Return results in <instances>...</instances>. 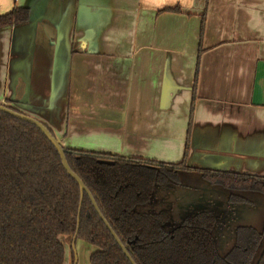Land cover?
Returning a JSON list of instances; mask_svg holds the SVG:
<instances>
[{
	"label": "crops",
	"instance_id": "crops-1",
	"mask_svg": "<svg viewBox=\"0 0 264 264\" xmlns=\"http://www.w3.org/2000/svg\"><path fill=\"white\" fill-rule=\"evenodd\" d=\"M14 8L30 20L0 28V105L127 159L178 163L190 130L189 167L264 176V0H0ZM179 176L137 210L166 212L167 231L212 212L222 257L239 227L264 229L263 194ZM61 242L65 264H90L94 247Z\"/></svg>",
	"mask_w": 264,
	"mask_h": 264
},
{
	"label": "trees",
	"instance_id": "trees-1",
	"mask_svg": "<svg viewBox=\"0 0 264 264\" xmlns=\"http://www.w3.org/2000/svg\"><path fill=\"white\" fill-rule=\"evenodd\" d=\"M29 20V9L14 8L0 16V28ZM194 98L193 94V103ZM189 134L178 163L63 148L69 167L88 188L135 264H252L264 229L239 227L232 250L222 257L212 234L216 225L212 212L197 213L167 231L166 212L137 210L151 201L156 186L179 185L181 172L199 173L212 186L228 191L264 195V176L189 167ZM229 202L246 200L231 195ZM78 228L77 240L95 249L90 264H131L89 197L82 199L78 184L42 132L0 112V264H65L61 238L72 240ZM257 264H264V250Z\"/></svg>",
	"mask_w": 264,
	"mask_h": 264
},
{
	"label": "water",
	"instance_id": "water-1",
	"mask_svg": "<svg viewBox=\"0 0 264 264\" xmlns=\"http://www.w3.org/2000/svg\"><path fill=\"white\" fill-rule=\"evenodd\" d=\"M0 112L3 114H6L8 116H11L15 119L24 121L26 123H29L33 126H35L38 130H40L42 132V134L45 136V138L53 145V147L57 150L59 156H60V160L62 163V167L63 169L66 171V173L78 184L79 188H80V192L82 195V199L84 197V195H87L93 205V207L95 208L97 214L99 215L100 219L102 220V222L105 224L106 228L109 230V232L111 233V235L113 236L114 240L116 241V243L120 246L121 250L123 251L124 255L127 257V259L130 261L131 264H135V262L131 259L129 253L127 252L126 248L123 246V244L121 243V241L118 239V237L116 236V234L113 232V230L111 229L110 225L107 223V221L105 220V218L103 217V215L101 214V211L99 210L95 199L93 198L92 194L90 193V191L88 190V188L85 186V184L83 183V181L71 170V168L68 165V162L66 160V156H65V150L62 146V144L57 140L56 137H54L51 132L48 130V128L39 120L23 114V113H18L14 110H11L9 108H7L5 105H0ZM78 232H79V228L76 232V234L74 235L73 239H72V248L74 250L75 253V244L78 238Z\"/></svg>",
	"mask_w": 264,
	"mask_h": 264
},
{
	"label": "flooded vegetation",
	"instance_id": "flooded-vegetation-1",
	"mask_svg": "<svg viewBox=\"0 0 264 264\" xmlns=\"http://www.w3.org/2000/svg\"><path fill=\"white\" fill-rule=\"evenodd\" d=\"M179 180H180V176H179ZM173 186H176V185H172V186H170V187H168V188H163V187H161V186H156L155 188H154V192H155V189L157 188V187H160V188H163V189H169V188H171V187H173ZM154 192H153V195H154ZM152 198H153V196H152ZM166 226V225H165ZM251 228H253V227H251ZM166 229V228H165ZM253 229H255V228H253ZM167 230V229H166ZM257 230V229H256ZM258 231V230H257ZM263 231V230H262ZM262 231H258V232H262ZM212 234H213V232H212ZM214 236V235H213ZM214 239H215V237H214ZM217 248V247H216ZM232 250V249H231ZM230 250V251H231ZM263 250H264V240H263V242L261 243V246H260V249H259V251L257 252V255H256V257H255V259L257 258V256L259 255V257H258V259H257V261H256V264L258 263V261H259V258H260V256L262 255V252H263ZM229 251V252H230ZM218 252V251H217ZM218 254H219V252H218ZM220 255V254H219ZM227 255V254H226ZM225 255V256H226ZM221 256V255H220ZM255 259L253 260V262H252V264L254 263V261H255Z\"/></svg>",
	"mask_w": 264,
	"mask_h": 264
},
{
	"label": "rangeland",
	"instance_id": "rangeland-1",
	"mask_svg": "<svg viewBox=\"0 0 264 264\" xmlns=\"http://www.w3.org/2000/svg\"><path fill=\"white\" fill-rule=\"evenodd\" d=\"M58 140V139H57ZM59 141V140H58ZM63 146V145H62ZM154 153L156 154V155H158V157H159V155H160V150H154ZM154 154V155H155ZM159 160V159H158ZM158 160H155V161H158ZM258 257H259V255L257 256V258L255 259V261H254V263L253 264H256V261H257V259H258Z\"/></svg>",
	"mask_w": 264,
	"mask_h": 264
}]
</instances>
